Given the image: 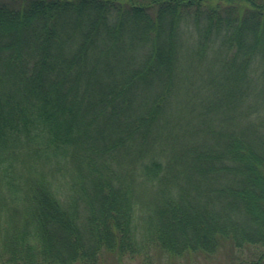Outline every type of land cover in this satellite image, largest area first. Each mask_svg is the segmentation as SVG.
<instances>
[{"label":"trees","instance_id":"trees-1","mask_svg":"<svg viewBox=\"0 0 264 264\" xmlns=\"http://www.w3.org/2000/svg\"><path fill=\"white\" fill-rule=\"evenodd\" d=\"M225 245L264 264V0H0V264Z\"/></svg>","mask_w":264,"mask_h":264},{"label":"rangeland","instance_id":"rangeland-1","mask_svg":"<svg viewBox=\"0 0 264 264\" xmlns=\"http://www.w3.org/2000/svg\"><path fill=\"white\" fill-rule=\"evenodd\" d=\"M233 249L229 250L228 245L224 247L221 246L219 252H216L215 255H187V257H180L175 260L168 261V259L162 255L159 258L153 256L152 261L156 264H215L219 260H225L233 256ZM168 261V263H167ZM104 264H142L141 259L136 257L133 260L128 261L127 259H122L121 262H118L114 258L107 259ZM144 264V263H143Z\"/></svg>","mask_w":264,"mask_h":264}]
</instances>
